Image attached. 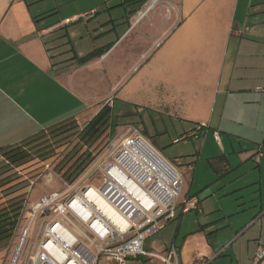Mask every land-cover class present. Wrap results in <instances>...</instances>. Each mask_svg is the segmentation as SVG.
Instances as JSON below:
<instances>
[{
	"label": "crops",
	"instance_id": "1",
	"mask_svg": "<svg viewBox=\"0 0 264 264\" xmlns=\"http://www.w3.org/2000/svg\"><path fill=\"white\" fill-rule=\"evenodd\" d=\"M140 1L121 3L126 27L121 19L112 17L116 10L111 12L108 23L114 37L100 43L94 36L105 32L107 26L96 27L94 8L58 17L53 9L34 7L38 0H0V149L19 146L67 123L85 127L106 105L112 108L113 120L119 100L122 110L124 104L146 107L169 116L174 126L192 127L187 136L197 130L199 135L207 131L208 137L212 133L223 154L207 161L221 180L238 167L220 134L226 132L225 110L233 98L234 105L242 104L249 112L247 120H232L239 124L246 121L249 130L246 137L236 135L245 141L238 156L241 162H255L253 167L260 172L259 180L255 177L238 188L250 187L253 195L238 198L230 212L222 211L221 206L220 219L231 224L233 218H243L239 220L243 227L228 243L246 237L252 263L257 249L264 247V172L260 162L264 158V0H183L175 27L164 13L132 25L134 13L128 14L129 4ZM158 40H163L160 46H156ZM103 48L107 49L101 56L79 61ZM238 67L244 75H236ZM124 125L137 127L135 123ZM137 128L149 139L145 126ZM228 134L236 153L231 141L234 134ZM181 140L175 137L173 143ZM183 162L172 163L182 173L184 184L190 172L194 183L201 163ZM192 188L186 191L185 187L183 197L195 198L196 208H178L169 221L178 219L176 233L161 253L176 246L183 264H208L223 248L216 249L210 241L216 221H205L212 211ZM3 254L0 249V259L5 258Z\"/></svg>",
	"mask_w": 264,
	"mask_h": 264
},
{
	"label": "rangeland",
	"instance_id": "2",
	"mask_svg": "<svg viewBox=\"0 0 264 264\" xmlns=\"http://www.w3.org/2000/svg\"><path fill=\"white\" fill-rule=\"evenodd\" d=\"M30 1L33 3L36 0ZM123 2H126V0H38L33 6L39 5L47 7V9H53L52 11L57 12L54 16L58 15V17L61 14L88 13L91 9H96L97 15L92 17V20H95L96 27L107 26L105 32L94 36L95 40L99 39L100 42L106 37H109L108 39L114 37V33H111L110 30L112 27L111 22L108 23L113 10L116 11L112 14V17L121 19L125 27L127 26L125 10L120 7ZM143 4V1L130 3L128 14L131 15L134 10L136 11L139 7H142ZM94 32L95 28L92 29L93 34ZM243 72L244 70L238 67L236 75L239 76ZM232 100L233 98L229 100L225 110L226 132L224 129L220 134L226 144L227 154L230 155L232 163L238 167L221 180H217V176L207 161L210 156L223 154L222 150L218 148L217 140L212 137V133L208 137L207 131H203L199 135L200 132L197 130L194 134L187 136L189 131H193L192 127L188 125L184 127L182 125L174 126L169 116L151 111L146 107L124 104L125 108L122 110L123 105L119 100H116V107L113 108V121L116 126L114 130L105 126L94 139L88 138L89 136L82 138L81 133L85 127L75 122L67 123L42 133L29 143L14 148L13 154L25 152L30 155V160L21 166L13 165L11 170L0 175V207L8 204L11 199L19 198L18 200H22V205L25 208L27 204L37 200L42 195L65 188L66 183L80 172L77 168L84 160H87V163L85 162L86 164L83 165H87L93 158L108 152L117 140L130 132L132 127L124 124L135 123L141 129H144V126L147 128L150 142L170 161L188 163L192 160H198V163H201L194 183L192 180L193 172L186 174L187 180L183 189L186 187L187 191L192 186V190L195 191L194 193H198L197 195L204 203L205 208L212 211L207 214L205 221H216L215 228L209 234V238L216 245V249L223 248V250L219 257L211 260L208 264H245L247 261L250 262L252 256L250 258L248 256L246 237L239 236L236 240L233 238L235 241L231 245L228 243V239L232 234L240 231L243 227L239 224V220L241 221L243 218L231 217L233 218L231 224L220 219L223 214L222 211L227 210L230 212L237 206L236 201L238 198L246 195L249 199L253 195L249 189L250 187L238 188L245 185L246 182H251L255 177L259 180L260 172L258 168L253 167L256 164L255 162L251 160L241 162V157L238 156V152L242 149L241 145H245V141H240L236 135L246 137L249 135V130L246 129V121L239 124L238 122L232 123V120H247L249 112L248 108H244L242 104L234 105ZM200 128L202 127L199 126ZM229 132L234 134L231 141L236 146V153H233ZM175 137H180L182 140L179 143H173ZM42 148L52 150V156L43 160L40 157L41 152H38ZM8 158L9 155L0 152V172L3 170L4 165L11 166V160L8 161ZM260 162H262L264 172L263 157H261ZM195 165L197 166V163ZM221 206L222 211L220 210ZM193 213L196 214V212ZM25 223V218H21L17 227L9 231L10 235L0 241V249L5 253L3 254L5 258L0 259V264H11L20 243L21 229ZM177 226L178 219L168 222L160 232L148 239L147 250L161 253L165 243L170 242L174 237ZM35 244L36 237L33 235L32 239L23 248L18 264H26L28 255L32 252ZM127 264L163 263L158 258L140 256V258H129Z\"/></svg>",
	"mask_w": 264,
	"mask_h": 264
},
{
	"label": "built area",
	"instance_id": "3",
	"mask_svg": "<svg viewBox=\"0 0 264 264\" xmlns=\"http://www.w3.org/2000/svg\"><path fill=\"white\" fill-rule=\"evenodd\" d=\"M182 1L146 0L134 12L132 25L164 13L175 27ZM162 42L158 40L156 46ZM130 126L128 134L93 158L65 188L25 206L19 246L23 250L36 237L26 264H127L129 258L140 256L183 264L176 246L156 253L146 244L176 217L180 206L189 211L196 208L197 200L183 197L179 168ZM263 260L260 246L251 264Z\"/></svg>",
	"mask_w": 264,
	"mask_h": 264
},
{
	"label": "trees",
	"instance_id": "4",
	"mask_svg": "<svg viewBox=\"0 0 264 264\" xmlns=\"http://www.w3.org/2000/svg\"><path fill=\"white\" fill-rule=\"evenodd\" d=\"M141 1L145 2L146 0ZM106 49L107 48L95 50L90 54L79 58V61L81 63H85L95 57L101 56L106 51ZM105 126L110 127L111 130H114L116 128L114 121L112 120V108L108 105L104 106L102 110L85 126L84 130L81 133L82 138H87L89 136L88 138L94 139L99 131L105 128ZM35 139L36 138L25 142L24 144L29 143ZM19 146L0 149V152L4 153V155H9L8 161L11 160V166L4 165L3 170H1L0 172V175L11 170L13 165L21 166L30 160V155L25 152L13 154V149ZM38 152H41L40 157H42L43 160H46L52 156V150H48L47 148H42L38 150ZM86 161L87 160H84L83 163L78 166L77 170L81 171L86 166L83 165L87 163ZM18 199L19 198L11 199L8 201V204L0 207V241L6 239L10 235L9 231L14 230L19 223L24 205H22V200Z\"/></svg>",
	"mask_w": 264,
	"mask_h": 264
},
{
	"label": "bare ground",
	"instance_id": "5",
	"mask_svg": "<svg viewBox=\"0 0 264 264\" xmlns=\"http://www.w3.org/2000/svg\"><path fill=\"white\" fill-rule=\"evenodd\" d=\"M21 253H22V246H18V249L16 250V253L12 259L11 264H18Z\"/></svg>",
	"mask_w": 264,
	"mask_h": 264
}]
</instances>
